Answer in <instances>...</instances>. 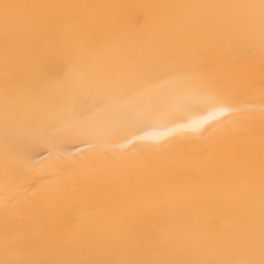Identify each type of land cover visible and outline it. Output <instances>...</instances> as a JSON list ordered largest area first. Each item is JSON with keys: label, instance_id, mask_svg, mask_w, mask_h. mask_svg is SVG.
Here are the masks:
<instances>
[{"label": "bare ground", "instance_id": "obj_1", "mask_svg": "<svg viewBox=\"0 0 264 264\" xmlns=\"http://www.w3.org/2000/svg\"><path fill=\"white\" fill-rule=\"evenodd\" d=\"M0 264H264V0H0Z\"/></svg>", "mask_w": 264, "mask_h": 264}]
</instances>
